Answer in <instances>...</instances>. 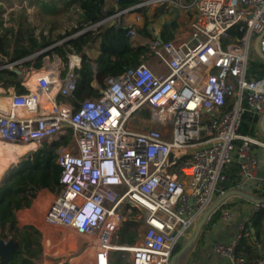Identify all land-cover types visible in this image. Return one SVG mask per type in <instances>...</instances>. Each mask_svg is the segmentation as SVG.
Masks as SVG:
<instances>
[{
    "label": "built area",
    "instance_id": "obj_1",
    "mask_svg": "<svg viewBox=\"0 0 264 264\" xmlns=\"http://www.w3.org/2000/svg\"><path fill=\"white\" fill-rule=\"evenodd\" d=\"M168 2L173 0H140L73 35L126 26L130 38L148 46L156 68L143 61L105 79L103 87L92 61L91 85L99 96L79 102L75 91L83 55L72 51L65 60L57 56L52 61L48 54L42 68L58 62L56 70L46 71L35 90L23 82L26 92L18 94L15 88L8 108L0 109L4 142L33 143L39 149L69 136L54 161L61 169V189L53 194L42 226L77 235L91 264H111L114 253L127 264H180L173 257L177 246L210 209L232 163L240 185L256 188L264 198V158L252 149L255 144L264 149V143L239 134L246 114L264 116V76L248 77L259 36L264 56V0H181L173 9L194 8L185 35L161 42L154 30V40L141 38L142 16L127 17ZM44 94H49L51 110L40 101ZM58 97L69 105L59 104ZM107 170L117 185L109 184ZM87 205L93 207V219L85 215ZM263 207L257 205L252 214ZM134 213L140 214L143 232L128 247L114 239ZM232 217L231 211L222 214L224 222ZM249 223L244 221L229 242L215 243L213 251L224 264H264V244L253 259L238 254L250 236Z\"/></svg>",
    "mask_w": 264,
    "mask_h": 264
},
{
    "label": "trees",
    "instance_id": "obj_2",
    "mask_svg": "<svg viewBox=\"0 0 264 264\" xmlns=\"http://www.w3.org/2000/svg\"><path fill=\"white\" fill-rule=\"evenodd\" d=\"M139 2L140 0H116L111 9H106V0H66L65 5L75 4L78 14L77 27L73 28L71 32H67L65 37H60V40L69 38L88 26L115 14L117 11L132 7ZM41 10L53 13L56 8L52 7L50 9L47 6H42ZM167 13L166 6L164 10H155L152 16L146 10L143 11L144 23L138 30L139 36L148 41L154 40L156 38L155 31L154 29L151 30L150 26L154 20ZM23 14L24 12L20 15ZM175 15L176 13L172 12L174 19L165 22L159 32L163 41H169L177 37V19L179 16L175 18ZM128 30L129 28L126 26L108 25L101 27L98 32L88 31L77 37H71L61 46L49 50L48 54L57 53L64 60L67 54L72 51L83 55V66L79 72L75 91L79 102L92 96H99V91L91 85L93 80L92 61L97 64V79L105 87V79L119 75L127 69L135 68L143 61H148L153 57L149 55L148 46H141L137 40H133L128 36ZM236 34V29H233L231 31L232 37ZM56 43L57 41L50 40L44 35L36 37L33 28L26 21L24 23L20 22L19 27L15 29L13 27L3 28L0 19V82H3L5 87L11 88L14 87L15 81L16 92L18 94L25 93L26 89L22 85L23 75L10 69L9 65L19 62L13 67L17 68L19 65L23 67L33 66L35 69L40 70L42 69V59L48 54L42 53L37 57L32 56L53 47ZM91 44L98 45V53L94 59L90 58L86 51ZM57 63L47 64L46 69L43 70H48L51 67L56 69ZM263 76L264 60L260 59L250 63L248 77L250 79H260ZM74 106L78 108L77 103ZM255 123L256 117L246 114L239 129V134L253 136L255 134ZM68 142L69 136L61 137L59 141L44 142L39 149L23 156L18 164L12 165L4 173L0 183V237L4 240L12 238L19 246L11 264H36L42 259L40 231L33 226L19 227L17 213L31 208L40 191L48 190L53 194L60 191L61 169L54 165V161L57 154ZM226 175L227 179L221 184V187L228 190L233 186L234 181L238 180V167L235 163L230 165ZM231 180L233 182H230ZM263 222L264 207L255 212L250 219L248 225L250 236L241 242L237 250L238 254L246 257L254 251V245L250 244L251 241H260ZM128 243L132 244L133 240H128ZM178 249H176L175 254ZM111 264L127 263L118 257Z\"/></svg>",
    "mask_w": 264,
    "mask_h": 264
},
{
    "label": "rangeland",
    "instance_id": "obj_3",
    "mask_svg": "<svg viewBox=\"0 0 264 264\" xmlns=\"http://www.w3.org/2000/svg\"><path fill=\"white\" fill-rule=\"evenodd\" d=\"M65 1L66 0H0V15H1L0 19L2 20V27L3 28L13 27L17 29L19 27L20 22L24 23L26 21L33 28L34 34L36 37H40L41 35H44L50 40L57 41L56 43L57 46H61L65 41H67L73 36L62 39V40H60V37H65L67 32H71L73 28L77 27V19H78V14L75 9V4L69 3L70 5L68 6V5H65ZM191 1L192 0H186V3L190 4ZM115 2H116L115 0H109L108 5H107L108 8L111 9L114 6ZM180 3H181V0H173V2L156 4L147 9L136 11L133 15L128 16L127 18L132 19L137 14H140L142 16L143 11L145 10L148 12L150 16H152L155 10H159V9L164 10L166 6L168 13L154 20V22L150 26L151 30L154 27L157 29H161L165 22H170L174 19L172 16V9L176 4L179 5ZM42 6H47L50 9H52V7H55L56 10L53 13H49V12H46L45 10H41ZM22 12H24V14L20 15ZM180 13H181V16L179 17V19H177V37H182L188 32L189 25L193 19L194 8H190L188 12L181 9ZM176 17L177 16L175 15V18ZM143 21H144V18H143ZM232 41H235V40H232ZM86 51L88 52L89 57L94 59L98 53V45L91 44L89 49ZM49 52L50 51H47L44 53L48 54ZM57 56H59L57 53L49 54V57L52 61H54ZM250 59H251V63L261 59L257 55L255 48H253V50L250 53ZM157 62H158L157 59L154 57H151L147 61V63L152 68L157 67ZM9 67L10 69L21 71L19 74L23 75V82L26 81L29 71L35 69L33 66L23 67L21 65L15 68L11 64L9 65ZM20 159L21 158H19L18 160L20 161ZM19 161L17 163L11 164V166L18 164ZM10 167H8L6 171ZM52 195L53 193L48 191V193L46 192L42 196L45 199L46 203H48L51 201ZM18 213H17V217H18ZM133 215L134 217H132V219L127 218V220L122 222V225L120 229L118 230L115 236V239H114L119 244H124L128 247H133L137 242H139L140 237L143 232L142 221H140L139 219L140 214L134 213ZM19 216L21 217V214H19ZM19 222L20 221L18 220V223ZM24 226H33V225H21V227H24ZM33 227H35L41 233L40 241L42 244V252H44V240H46V253L48 254L46 256L52 259L53 261L52 264H69L72 258L78 257L83 254L82 251L84 250V246L79 245L80 243L78 241L79 239L77 238V235L69 233L67 231L58 232V231L49 230L47 228L42 227L41 230L42 232H44V235H43L40 229H38L36 226H33ZM189 236L190 238H193V233L190 232ZM187 238L188 236L184 238L183 240H181L177 248L179 249L183 248L185 246V243L187 242L186 241ZM199 238H200V235L198 239L196 240V242L194 243V245L197 243ZM130 239L133 240L132 244L128 243V240ZM200 243H201V240L199 244ZM70 245L72 248L70 247ZM197 248H198V245L196 247L195 246L192 247V249L189 248L187 251L190 252V254L193 256L199 252ZM179 249L176 252V254L173 255V257H175L181 251ZM113 255H114L112 258L113 261H116L118 257L121 256L120 253H114ZM184 255H182V257ZM43 256H44V253H43ZM43 256H42V259L38 261L36 264H41L43 260ZM130 256L131 254L129 252L125 253L126 260ZM88 258H90V256L87 255L86 253L84 257L78 260L77 259L73 260L71 264H87ZM178 259L180 261L181 258H178ZM193 260L194 258L190 257L187 264L191 263ZM182 263L184 264V261L181 259L180 264Z\"/></svg>",
    "mask_w": 264,
    "mask_h": 264
},
{
    "label": "crops",
    "instance_id": "obj_4",
    "mask_svg": "<svg viewBox=\"0 0 264 264\" xmlns=\"http://www.w3.org/2000/svg\"><path fill=\"white\" fill-rule=\"evenodd\" d=\"M108 1L109 0H106V5H105L106 9H108V6H107ZM114 5H115V3H114ZM180 16H181V13L179 14V17ZM193 16H194V14H193ZM189 27H190V25H189ZM153 29L156 30L158 35H160L159 32L161 29H157L155 27ZM157 65H158V62H157ZM52 68H54V67H51L48 70H50V71L56 70L55 68H54V70ZM43 69H46V68H42L40 70H43ZM40 70L34 69V70L29 71L28 77L26 78V81H25L27 86H29L31 84V81H32L31 79H32L33 74H37V73L42 74V75L36 76L35 86L37 84V80L40 77L45 76L47 74L46 71H48V70H43V71H40ZM3 84H4L3 82H0V109L8 108L9 100H10V98L13 95L14 90H15V81H14V87H11V88L5 87V85H3ZM33 90H35V89H33ZM54 91H56V90H54ZM54 91L51 94L52 96H55L57 93V91L56 92H54ZM48 97H49V94H44L40 97V101L44 105V108L46 110H51L50 104L49 103L46 104ZM57 102L59 104L66 105V107H67V105H69V104H67L68 103L67 100H65L61 97L57 98ZM263 121H264V116H257L256 117L255 134L253 136H251L255 140L262 142V143H264V131L261 127ZM237 143L240 144V141H238ZM26 145H28V144H25L22 146H26ZM36 149L37 148L35 145V148L30 150L28 153H30L32 151H36ZM252 149L259 158H264V149L260 145H256V144L253 145ZM27 154L22 155L19 158H22L23 156H26ZM18 161L19 160H17V162ZM17 162H15V163H17ZM11 164H14V163H11ZM11 164L8 167H10ZM7 168H5V170L3 172H0L1 177L4 176V173H5ZM230 182H233V180H231ZM46 192L48 193V190L40 191L37 198L33 201L32 207L29 209L21 210L18 213L17 219L20 221L18 223L19 227H21V225H33V226H36L38 229L41 230V228L43 227L42 226V218L45 215V213H46L47 209L49 208V205L53 199V195H52L51 201L46 203L45 199L42 196ZM219 201H221V202L218 204ZM263 203H264V198L260 195V193L256 190V188H253L252 186L240 185L239 176H238V180H235L233 186H231L228 190H225L224 188H222L220 186L218 192L216 193L214 202L211 205V207L215 204H218V205L215 207V209L207 217L206 223L202 227L199 240L197 241V243L195 245L194 244L192 245V247H194V246L196 247L198 245L197 250L199 252L193 256L190 254V252H188V251L185 252L184 253L185 255L183 254L184 256L180 257L184 261V264H187L190 257H193L194 260L188 264H224L225 263L224 258L219 256L218 254H216L213 251V247H214L215 243L216 242H221V243L229 242L239 231L240 225L244 221L250 220L252 218V216H253L252 213L256 209L257 205H260ZM225 211H231L233 213V217H232L230 222H224L222 220V214ZM19 214H21V217L19 216ZM190 232L193 233V236H194L195 227ZM189 239H191V238L188 235V238L186 241L188 242ZM200 239H201V243L199 244ZM263 244H264V222H263V229H262V232L260 234V241L259 242H252L251 241L250 245H254V249H253L254 251L246 257L249 259H253L257 255H259L260 248ZM70 247H71V245H70ZM75 247H76V245H75ZM192 247H191V249H192ZM43 253H44V256H43V260H42L41 264H52V262H53L52 259L46 256V255H48L46 253V240H44V252ZM84 255L85 254H82L78 257L72 258L71 261L69 262V264H71L73 260H76V259L78 260V259L84 257ZM92 259H93L92 256L90 258H88L87 264H91ZM181 259H180V261H181Z\"/></svg>",
    "mask_w": 264,
    "mask_h": 264
},
{
    "label": "water",
    "instance_id": "obj_5",
    "mask_svg": "<svg viewBox=\"0 0 264 264\" xmlns=\"http://www.w3.org/2000/svg\"><path fill=\"white\" fill-rule=\"evenodd\" d=\"M173 12L176 13V16L178 17L179 14H180V10L175 7L173 9ZM115 24L111 25V26H114ZM259 39H260V36L256 39L255 41V45H254V48H255V51L257 53V55L264 60V56L261 55L260 53V50H259ZM158 40L159 41H163L161 35L158 36ZM56 45H54L52 48L56 47ZM17 73H20L19 70H15ZM263 131H264V121L262 122V125H261ZM222 201V200H221ZM219 201L218 204L221 202ZM218 204H215L213 205L207 212H205V214L202 216L201 220L197 223V225L195 226V233H194V236L193 238L189 239L188 242L185 244V246L181 249V251L175 256V258H180L185 252H187V250L189 248L192 247V245L196 242V240L198 239L200 233H201V230H202V227L204 226V224L206 223V220H207V217L209 216V214L215 209V207L218 205ZM19 249V246H18V243L10 238L9 240H4L0 237V264H11L12 263V260H13V256L14 254L18 251Z\"/></svg>",
    "mask_w": 264,
    "mask_h": 264
},
{
    "label": "bare ground",
    "instance_id": "obj_6",
    "mask_svg": "<svg viewBox=\"0 0 264 264\" xmlns=\"http://www.w3.org/2000/svg\"><path fill=\"white\" fill-rule=\"evenodd\" d=\"M52 69L54 70V68ZM38 75H42V74L37 73V74H33L32 76V79H31L32 81L29 86L33 89L36 88L35 78ZM33 148H35V144H28L26 146H22V145L12 144V143H8V142H4L0 140V172H3L5 168L9 166V164L17 162L20 156L27 154ZM187 172H190V171L188 170Z\"/></svg>",
    "mask_w": 264,
    "mask_h": 264
},
{
    "label": "clouds",
    "instance_id": "obj_7",
    "mask_svg": "<svg viewBox=\"0 0 264 264\" xmlns=\"http://www.w3.org/2000/svg\"><path fill=\"white\" fill-rule=\"evenodd\" d=\"M107 180L109 181V184L111 185H117V181H115V179L113 178L112 174H111V170H107ZM93 209V207L91 205H87L85 208V215H90V217L93 219L94 216H92L91 210Z\"/></svg>",
    "mask_w": 264,
    "mask_h": 264
}]
</instances>
